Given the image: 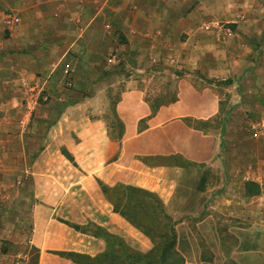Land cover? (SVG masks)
Here are the masks:
<instances>
[{
  "label": "rangeland",
  "instance_id": "obj_1",
  "mask_svg": "<svg viewBox=\"0 0 264 264\" xmlns=\"http://www.w3.org/2000/svg\"><path fill=\"white\" fill-rule=\"evenodd\" d=\"M205 1L201 15L205 25L192 16L193 25L186 33L181 26L172 24L163 28L166 38L155 39L159 28L152 27L146 29L153 38L130 37L127 42L128 39L116 31L111 34L120 44L125 41L127 45L115 46L107 41L111 39L109 32L101 28L90 30L87 39L81 40L53 73H45V83L31 74L37 70L36 77H41L39 69L23 61L15 66L13 73L7 62L0 67V264H36L37 254L30 246L31 212L38 204L35 196L41 189L40 177L53 172L51 165L61 168L64 164L58 151L65 138L50 135L48 127L66 108L67 102L91 95L97 96L101 107L97 115L91 116L103 117L111 135H119L122 128L114 107L123 87L140 91L151 112L179 97L192 105L197 104L198 99L208 106L218 103L214 115L202 119L187 117L185 122L195 131L216 136L218 151L214 161L219 163L221 180H212L215 189L212 196L248 195L250 199L245 202H250V209L257 218L255 228L250 230L254 237L245 240L242 247L264 248V0ZM87 15L89 12L84 11L80 18L85 19ZM134 29L136 31L134 27L126 28L130 35ZM47 30L44 33L48 35L54 32L52 27ZM94 42L100 43L94 45ZM57 53L48 51L47 56L54 58ZM97 68H101L100 74L96 79L91 77V91L82 90L89 73ZM66 69L73 75L65 76L63 70ZM75 78L74 87L67 85ZM146 122V119L141 120L138 129H145ZM45 149L48 152L40 157ZM61 153L65 151L62 149ZM144 161L184 169L193 165L178 156L145 158ZM65 169L63 167L61 172L66 177L62 178V184L51 181L45 185L49 184L52 194L79 196L81 185L78 188L76 180ZM182 179H188L190 184L192 177L188 174ZM120 186H112L119 206L129 203L133 208L127 211L141 218L144 217L141 215L143 206L149 211L155 210L154 199L134 191L121 195ZM195 193L194 187L179 188L181 195L194 196ZM188 201L180 205L182 210L191 206V199ZM206 213L203 210L201 215ZM192 220H186L188 226ZM214 222L215 234L221 237L223 223L218 219ZM175 223L177 221L169 217L159 224L143 222L142 227L150 231L154 250L145 256L126 251L129 257H138L128 264L170 262L168 250L173 243L171 232ZM243 226L246 228L247 224ZM201 229L207 233L205 225ZM88 230L95 229L90 226ZM229 242L234 244V239ZM114 246L113 253L124 251ZM259 260L261 258L257 257L255 263L260 264Z\"/></svg>",
  "mask_w": 264,
  "mask_h": 264
},
{
  "label": "crops",
  "instance_id": "obj_2",
  "mask_svg": "<svg viewBox=\"0 0 264 264\" xmlns=\"http://www.w3.org/2000/svg\"><path fill=\"white\" fill-rule=\"evenodd\" d=\"M206 2L0 0V67L7 62L10 73H13L15 66L23 61L39 69L41 77H36L35 69L31 74L45 83V73H53L70 56L71 51L79 46L81 40L87 39L90 30L101 28L108 34L120 31L128 39L127 42L130 37L139 40L153 38L146 29L152 27L159 28L154 35L155 39L163 38V28L172 24L181 26L186 33L193 25L192 16L199 24L205 25L201 15ZM84 11L90 14L85 19L80 18ZM51 27L54 32H50V35L44 33ZM127 27L136 28V31L132 30L133 35L127 32ZM112 36L113 42L107 40L109 45H127L125 41L120 44L117 37ZM48 51L58 53L53 58L47 56ZM69 70H63L67 77L73 75ZM93 70L82 90L91 91V77L96 79L101 68ZM75 83L76 78L74 81L69 80L67 85L74 87ZM123 88L114 107V114L122 128L119 135H111L103 117L91 116L97 115L101 108L97 96L91 95L67 102L66 108L48 127L50 135L57 139L58 136L65 138L59 144L61 149L58 157L64 163L65 170L76 180L75 185L78 188L81 185L82 194L75 197L50 193L51 188L45 183L60 181L62 184V178H66L61 173L63 167L51 165L52 173L41 174V189L37 190L35 196L38 204L31 212L30 246L36 251V264H83L60 257L56 252L102 258V264L109 263L112 256L113 264H128L131 261L120 252L113 255L111 250L115 246L111 247L104 238L75 231L60 220L79 227L94 224L117 239L125 249L143 256L154 250L150 237L113 212L96 180L108 187L122 185L147 191L161 202L165 215L177 221L171 232L173 243L168 250V263L256 264L258 257L261 258L260 264H264V248L242 247L245 240L254 237L250 230L255 228L254 220L257 218L250 209V202H245L250 199L249 196H212L215 191L212 180H221L219 163L214 161L218 151L216 136L195 131L185 122L187 117L202 119L214 115L218 103L208 106L198 99L197 104L192 105L185 98L179 97L173 103L159 105L152 113L140 91L132 87ZM197 107L200 109L197 110ZM143 119H146L147 127L139 130L138 124ZM62 149L73 163L62 155ZM47 152V149L42 150L40 157ZM170 156H178L193 165L184 169L177 165L150 164L144 161L145 158ZM200 165L203 167L198 169L196 166ZM187 173L191 175L190 182L194 185L188 184V179H182ZM187 186L195 188L194 196L179 194V188ZM188 199H191V206L182 210L180 205L189 203ZM203 210L207 212L205 215H201ZM188 219H193L191 226H188ZM215 219L223 223L221 237L215 234ZM235 224H247V227ZM204 225L207 233L201 229ZM232 239L234 244L230 245Z\"/></svg>",
  "mask_w": 264,
  "mask_h": 264
},
{
  "label": "trees",
  "instance_id": "obj_3",
  "mask_svg": "<svg viewBox=\"0 0 264 264\" xmlns=\"http://www.w3.org/2000/svg\"><path fill=\"white\" fill-rule=\"evenodd\" d=\"M62 155L70 163H73V161L71 160V158L69 157L68 154L62 153ZM96 181H97V184L101 190V193L103 194L105 199L112 206L113 212L122 216L129 224L133 225L135 228H137L141 233H143L147 237H150V235H149L150 231L147 228L142 227L143 222L148 221L152 224H159L161 222V220H164V221L168 220V217L165 215V213L163 211V207H162L161 202L151 193L144 191V190H141V189H138V188L131 187V186H120L122 188L121 189L122 190L121 195H124V192L134 191V192L140 193L141 195H144L148 198H152L155 200V204H156L155 210L153 209V210L149 211L146 206H143V208L141 209V215H143L144 217L141 218V216L135 215L133 211H127L128 208H133L131 205H129V203H124L122 206H119V204L117 203V199H115L114 193H113L115 188L108 187L107 185H104L99 180H96ZM117 189H118V187H117ZM59 222L65 224L66 226L70 227L71 229H73L75 231H78L81 233L92 234V235L97 236V237H102L107 242H109V244H111V247L114 245L119 246L121 249L124 250L120 253H122V255L124 257L131 260L128 263L135 262L138 259V257H135V258L132 256L129 257V254H126V251L130 252L129 250L125 249V247H123L121 244H119L117 239H115V238L111 237L110 235H108L107 233L103 232L101 229H99L94 224L89 223L85 227H79V226L71 225V224L64 222V221H61V220ZM90 226L92 228H94L95 230L94 231L91 230V232H90L88 230V227H90ZM171 239H173V236H171ZM112 250H113V247H112ZM56 254L60 257L69 259V260L76 262V263L102 264L104 262L102 258H91L89 256L78 255V254H75L72 252H56ZM112 254L114 255L115 253H112ZM113 263H114V256H112L111 260H109V263H107V264H113ZM139 264H140V262H139Z\"/></svg>",
  "mask_w": 264,
  "mask_h": 264
},
{
  "label": "built area",
  "instance_id": "obj_4",
  "mask_svg": "<svg viewBox=\"0 0 264 264\" xmlns=\"http://www.w3.org/2000/svg\"><path fill=\"white\" fill-rule=\"evenodd\" d=\"M109 61H112V60H109Z\"/></svg>",
  "mask_w": 264,
  "mask_h": 264
}]
</instances>
